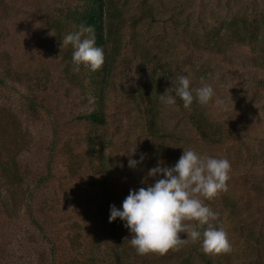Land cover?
<instances>
[{"label": "rangeland", "instance_id": "374dc122", "mask_svg": "<svg viewBox=\"0 0 264 264\" xmlns=\"http://www.w3.org/2000/svg\"><path fill=\"white\" fill-rule=\"evenodd\" d=\"M114 1L123 16L115 22L117 51L111 53L107 77L110 123L102 133L95 131L103 135L102 149L110 168L102 184L100 165L91 164L83 142L76 145L91 132L90 124L75 120L89 106L83 94L89 79L83 68L74 71L73 60L64 56L68 46L61 48L51 24L63 19L60 9L74 0H0V78L5 80L0 84V147L4 158H16L24 178L20 190L0 175V264H53V247L57 260L62 255L60 264H67L72 251L86 257L97 250L104 259L117 244L128 250L135 264H175L192 242L165 256L138 255L125 222L118 225L120 236H116L110 223L97 216L96 196L104 198L107 192L122 210L131 190L146 187L141 181L148 170L158 161L174 166L183 148L230 162L228 191L203 203L218 214L216 220L228 234L232 264H259V251L253 250V206L264 231V56L238 42L221 55L204 44L195 45L194 40L207 41L213 30L225 32L230 20L249 15L256 7L264 10V0ZM149 7L154 9L153 17L148 15ZM179 75L189 76L190 87H200L203 78L214 88L213 101L207 105L194 101L191 109L222 129L223 142L201 141L185 107L161 103L160 94L166 90L157 92V84L166 79L172 85ZM150 76L155 77L151 82ZM142 93L157 106L161 124L182 138L149 134ZM33 98L39 103L38 114L29 109ZM55 130L57 138L73 145V155L64 145L51 151ZM134 146L133 159L139 161L141 153L146 157L136 169L129 167L127 155ZM50 161L55 178L29 196ZM257 185L260 194L254 192ZM181 238L186 239V234ZM95 243H101L99 248Z\"/></svg>", "mask_w": 264, "mask_h": 264}, {"label": "trees", "instance_id": "16d2710c", "mask_svg": "<svg viewBox=\"0 0 264 264\" xmlns=\"http://www.w3.org/2000/svg\"><path fill=\"white\" fill-rule=\"evenodd\" d=\"M67 6V5H66ZM64 7L60 9V14H62L63 19L57 18L52 21V27L57 33V37L60 42H62V37L78 30L80 25L91 26L94 29L96 46L103 48L105 53V63L102 66L101 70L96 72L91 71L90 69L85 68L83 65L80 68H83V76L89 79V83L85 84L83 88V94L88 101V108L85 111H81L75 116V120L81 123H88L91 125V132L85 134L82 138L83 141H77V144L83 142L85 144V150H89V158L91 164L99 166V173H102L104 179L101 180L102 184H105L108 179V173L110 168L106 166V153L102 149L103 145V135L96 134L95 131L101 132V130L108 126L110 123V117L107 115V83L108 74L111 69L112 57L111 53L114 54L117 51L116 38V28L118 25L115 23L118 22L123 16V12L120 8L117 7V3L114 0H74V4L69 7ZM150 14L154 16V9L149 7ZM225 32L221 30H216L212 33L211 38H208L207 41L200 38L194 40L195 45H206V48L210 51H215L221 55L227 53L228 47L233 42H238L243 45H251L256 49V53L264 56V10L260 7H256L249 15H245L241 18L236 17L235 19L230 20V23L225 25ZM223 32V33H222ZM72 46L68 45L64 56L72 59ZM148 62L151 59H147ZM151 77V76H150ZM155 77H151L150 81H153ZM3 79L0 78V84H4ZM165 82V83H164ZM160 81L157 84L156 91L163 93L164 90L172 87L168 80ZM148 86V82H146ZM145 88H148V87ZM136 91H139V87ZM172 95H175L172 93ZM137 96V95H136ZM142 99V115L144 118V123L146 128L151 136L156 138H168V139H180L182 138L179 133H175L170 130L169 127H166L163 122L159 120V111L156 105L151 101V99L145 94H140ZM38 101L34 98L29 99V109L35 114L39 113ZM176 104L184 108L183 101L176 97ZM43 106V105H42ZM199 110L191 109L185 110L186 117L189 119L192 126L197 131L199 139L206 143H221L224 140L221 132L222 129L213 125L205 116L198 112ZM102 133V132H101ZM59 133L55 130L54 137L50 145L52 152L56 150L60 145L65 149L67 148L68 155H73L72 149L73 145L70 142L63 141L62 138H57ZM63 142V143H62ZM62 143V144H61ZM3 146V144H1ZM71 149V151H70ZM53 156V155H52ZM12 157V156H11ZM180 157V156H179ZM93 161H98L93 163ZM53 162H48L47 170L44 175L41 176L38 183L31 190L30 195L34 193L36 188L43 186V188L49 184L55 178V172L53 168ZM74 163H72V166ZM82 166H75L74 171L78 172ZM100 168V169H99ZM98 173V171H97ZM23 171L21 166L16 158H4L2 147H0V175L2 178H7L12 186L22 189V183L24 181ZM247 183V181L245 180ZM261 186L254 189V192L260 194ZM25 192V191H24ZM13 196V194H12ZM97 206L96 212L97 216H101L102 220L110 223L111 233L113 235H119L118 225L121 226L124 221L117 218L113 222H109L110 217V208L114 204L112 195H108L106 192L105 197L96 196ZM115 205V204H114ZM206 205V204H205ZM209 207L208 205H206ZM32 209V206H31ZM255 207L253 206V250L259 251L258 255L261 259L257 260L259 264H264V231L262 227L258 225V220H256ZM105 216V218H103ZM32 217V216H31ZM34 218V217H32ZM33 220L34 224L36 223V218ZM211 223L213 226H221L219 220H212ZM195 226L201 232L203 228H200L198 222L195 223ZM205 227H207L205 225ZM44 230V229H43ZM101 243H95L94 247L99 248ZM120 244H117L110 252H107L106 257L100 258L97 250H92L91 255L81 258L76 251L72 253L68 252V255L71 256L67 264H135L129 259L128 250L122 249ZM52 252V261L53 264H60V258L57 260L56 257V248L51 249ZM59 252V251H58ZM60 253V252H59ZM232 258L228 254L220 255H206L202 249V237L195 243H191V247L187 252L178 259L175 264H232Z\"/></svg>", "mask_w": 264, "mask_h": 264}, {"label": "clouds", "instance_id": "9594fccd", "mask_svg": "<svg viewBox=\"0 0 264 264\" xmlns=\"http://www.w3.org/2000/svg\"><path fill=\"white\" fill-rule=\"evenodd\" d=\"M68 45L73 48L74 71L78 72L81 65L93 72L102 69L105 53L103 48L96 46L91 26L80 25L78 30L63 36L61 48ZM190 85L191 80L187 75L173 78L172 87L160 94L161 103L172 106L176 104V97H179L185 109L191 110L194 101L200 105L213 101L214 88L204 83L203 78L200 87ZM183 149V154L174 166H162L163 161H158L157 166L148 170L147 176L141 181L146 187L131 190L123 201L122 210L111 205L109 222L117 218L125 222L124 226L132 234L130 244L138 255L165 256L170 251H180L183 245L195 243L201 237L206 255L215 256L232 251L225 229L211 223L218 214L203 203L204 199L212 200L220 192L228 191L230 162L226 158L199 154L194 149ZM136 154L137 146L131 147L127 153L132 169H136L146 158L141 153L139 161L133 159ZM150 178H154V182L150 183ZM193 221L203 228L202 232L194 226ZM182 233L186 234V239L181 238Z\"/></svg>", "mask_w": 264, "mask_h": 264}]
</instances>
